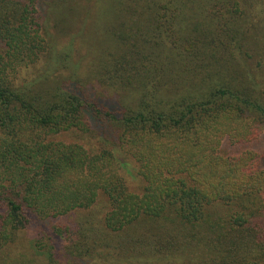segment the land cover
I'll return each instance as SVG.
<instances>
[{
    "label": "trees",
    "instance_id": "16d2710c",
    "mask_svg": "<svg viewBox=\"0 0 264 264\" xmlns=\"http://www.w3.org/2000/svg\"><path fill=\"white\" fill-rule=\"evenodd\" d=\"M144 1L150 35L142 43L171 66L187 65L167 31L186 27L177 14L186 1ZM39 2L0 0V251L37 224L40 254L13 264H264V137L257 162L250 151L220 148L225 138L264 134L257 84L183 91L128 64L116 72L117 107L76 87L35 93L17 75L51 49ZM121 154L138 164L142 193L120 172Z\"/></svg>",
    "mask_w": 264,
    "mask_h": 264
},
{
    "label": "rangeland",
    "instance_id": "374dc122",
    "mask_svg": "<svg viewBox=\"0 0 264 264\" xmlns=\"http://www.w3.org/2000/svg\"><path fill=\"white\" fill-rule=\"evenodd\" d=\"M185 1L186 6L177 10V14L187 21L186 27L182 30L167 27V31L185 49L188 64L175 62L171 66L170 58L165 55L157 58L155 48L142 43L150 35L146 1L40 0L37 12L41 17L45 15L43 30L51 49L35 65L22 69L17 75L18 83H26L33 92L44 95L64 87H76L92 99L117 107L121 83H116V72L130 64V68L148 72L152 79L161 81L160 85L167 84L172 89L178 86L186 91L197 84L211 87L216 83L250 81L257 84L254 95L264 94V0ZM177 7L176 3L173 8ZM228 19L233 23L230 32L223 27ZM237 29L241 32L235 34ZM160 33L162 40L163 32ZM229 42H233L231 50L226 47ZM3 46L1 41L0 49ZM145 55L152 56L147 60L149 57ZM213 63L221 66L220 72L213 70ZM114 128H108V139L114 140ZM215 135V139L220 137L219 133ZM263 137V133L254 130L245 140L222 139L220 148L231 156L250 151L257 162ZM120 157L126 162L120 172L129 188L142 193L138 164L122 154ZM263 162L264 158L258 166L262 163L264 167ZM94 210L103 215V203ZM79 216L76 214L75 219ZM39 229L37 224H32L19 231L16 239L0 251V264H13L16 258L24 261L37 257L41 252L35 241ZM60 245L66 247L67 241L62 239Z\"/></svg>",
    "mask_w": 264,
    "mask_h": 264
}]
</instances>
